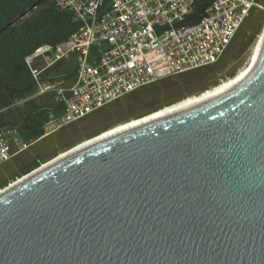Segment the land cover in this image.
Here are the masks:
<instances>
[{
    "label": "water",
    "instance_id": "water-1",
    "mask_svg": "<svg viewBox=\"0 0 264 264\" xmlns=\"http://www.w3.org/2000/svg\"><path fill=\"white\" fill-rule=\"evenodd\" d=\"M262 36L257 62L226 92L57 160L1 197L0 264H264Z\"/></svg>",
    "mask_w": 264,
    "mask_h": 264
},
{
    "label": "built area",
    "instance_id": "built-area-1",
    "mask_svg": "<svg viewBox=\"0 0 264 264\" xmlns=\"http://www.w3.org/2000/svg\"><path fill=\"white\" fill-rule=\"evenodd\" d=\"M197 1L54 0L82 28L55 47L37 48L25 60L37 81L62 59H77L72 86L38 87V96L52 92L61 109L59 115L48 113L43 136L161 80L217 64L254 8L263 9L259 0H211L199 21L188 23ZM29 146L17 128L0 126V166Z\"/></svg>",
    "mask_w": 264,
    "mask_h": 264
},
{
    "label": "trees",
    "instance_id": "trees-1",
    "mask_svg": "<svg viewBox=\"0 0 264 264\" xmlns=\"http://www.w3.org/2000/svg\"><path fill=\"white\" fill-rule=\"evenodd\" d=\"M210 2L211 0L197 1L192 14L188 18V23L199 21ZM259 3L264 8V0H259ZM35 4H37L36 7L26 16L2 31L3 28L31 9ZM256 9L254 8L250 16L254 14ZM263 24L264 12H261L255 28L250 31V35L241 34V28L231 45L233 46V44L237 43L239 50L249 47L260 35ZM81 28L82 24L76 22L69 12L60 9L54 0H0V126L17 128L22 140L28 143L43 137V125L48 113L52 112L55 115H59L61 109L54 100L53 93L49 94L50 99L48 101L40 100L41 96L36 97L35 94L38 91V87L43 84L56 85L63 81L73 83L76 78L77 59L69 62V64L66 62V58L62 59L43 70L39 74L37 81L33 78L25 60L37 48L43 45L55 47L57 44L68 40L72 34ZM101 53L102 50L97 51L96 56ZM89 61L94 62L95 55L90 57ZM35 67L41 68L37 65ZM204 70L189 72L175 79H178L177 83L180 85L201 83V78L207 72ZM235 73V71H231L228 74V78L234 77ZM215 85L213 84V86ZM142 90L144 88L128 96L140 95L143 93ZM111 110L112 108L109 105L100 111L103 115L106 112L110 113ZM156 110H160V108L148 110L140 116ZM107 128L108 126L104 130ZM44 162L39 157L32 158L30 163L18 159L17 165L20 166L16 170L17 173L15 174L17 175L13 174L12 177L20 178L38 168ZM8 184L9 181L4 179L0 182V189Z\"/></svg>",
    "mask_w": 264,
    "mask_h": 264
},
{
    "label": "rangeland",
    "instance_id": "rangeland-1",
    "mask_svg": "<svg viewBox=\"0 0 264 264\" xmlns=\"http://www.w3.org/2000/svg\"><path fill=\"white\" fill-rule=\"evenodd\" d=\"M261 12H264V8L256 9V11H254V14L250 16L242 26L241 34L244 33L250 35V31L255 28L256 22L261 16ZM259 34L256 41L245 49L239 50L237 48V43L233 44V46L230 45L223 58L217 64L205 68L204 71L207 72H204L205 75L201 78V83H186L180 85L177 83L178 79H175L176 77L166 78L158 82L159 85L156 83L152 85V87L149 86L144 88V90H142L143 93L140 95L128 96L119 102L111 104L110 108H112V110L110 113L106 112V114L102 115L100 111L99 113L93 114L60 131H56L52 134L43 136L36 141L30 142V146L25 151L14 156L10 161L0 166V182L7 179L9 184H15L14 182L19 179V177H12L13 174L17 173L16 170L20 166L17 165L18 159L30 163L32 158L39 157L41 161L43 160L47 162L55 157L54 155L61 154L101 133L112 128V130H114L130 121L138 120L158 111L156 110L140 116L148 110L159 108L161 110L164 107H169L184 99L198 96L199 94L226 82L231 79L228 78V74L231 71H235L236 73L234 76H236L241 70L249 67L251 61L254 59L255 49L262 31ZM213 67L215 68L213 69ZM68 83L72 82L63 81L61 82V85H66ZM213 84L216 85L213 86ZM48 93L51 94L50 91ZM107 126L108 128L104 130ZM1 190L2 189H0V191Z\"/></svg>",
    "mask_w": 264,
    "mask_h": 264
},
{
    "label": "bare ground",
    "instance_id": "bare-ground-1",
    "mask_svg": "<svg viewBox=\"0 0 264 264\" xmlns=\"http://www.w3.org/2000/svg\"><path fill=\"white\" fill-rule=\"evenodd\" d=\"M263 44V36L261 34L258 44L256 46L255 49V56L253 61L256 63L259 55L261 53V47ZM252 62V61H251ZM254 63V64H255ZM253 64V65H254ZM250 71L248 70V68H245L243 70H241L236 76H234L233 78L227 80L226 82H223L222 84L207 90L201 94H199L198 96H192L190 98L184 99L174 105H171L169 107H164L161 110H158L157 112L152 113L149 116L143 117L141 119L135 120V121H130L127 124L118 127L114 130L110 129L108 131H106L105 133H103L102 135H100L99 137L95 138V139H91L87 141L82 142L80 145L78 144V146L75 149H72L71 151H69L68 153H65L63 155H61L58 159L52 161L51 163H47V165H44L40 170H38L37 172L33 173V175H31V177H26L22 180H19L17 183L15 184H10V187L8 189L5 190H1L0 191V198L3 197L4 195H6L8 192H10L13 189L18 188L19 186H21L22 184H24L27 180H29L30 178H33L36 175H39L41 172L47 170L48 168H50L51 166H53V164L56 163L57 160H62V158H66L69 155H73L76 154L78 152H82V151H86L92 148H95L96 146H99L103 143H106L107 141H110L113 138H116L118 136H121L125 133L131 132L133 130H136L138 128L144 127L146 125L152 124L154 122H157L159 120L165 119L167 117H170L172 115L178 114L180 112H183L191 107H194L200 103H203L211 98H214L224 92H226L228 89H230L231 87H233L235 84H237L242 78H244ZM115 128V127H114Z\"/></svg>",
    "mask_w": 264,
    "mask_h": 264
},
{
    "label": "crops",
    "instance_id": "crops-1",
    "mask_svg": "<svg viewBox=\"0 0 264 264\" xmlns=\"http://www.w3.org/2000/svg\"><path fill=\"white\" fill-rule=\"evenodd\" d=\"M75 59H76V56L75 55H70V56H68L66 58V62L69 64V62H72ZM74 82L73 83H68V84L63 85V86H66V87L72 86L74 84ZM59 84H61V83H59ZM49 99H50V96H49V93L48 92H46L45 94L41 95V97H40V100H42V101H48Z\"/></svg>",
    "mask_w": 264,
    "mask_h": 264
},
{
    "label": "clouds",
    "instance_id": "clouds-1",
    "mask_svg": "<svg viewBox=\"0 0 264 264\" xmlns=\"http://www.w3.org/2000/svg\"><path fill=\"white\" fill-rule=\"evenodd\" d=\"M37 66L41 67V64H37ZM40 69V68H39ZM59 84V83H58ZM52 93V92H51ZM35 96H38L37 94H35ZM41 96V95H40Z\"/></svg>",
    "mask_w": 264,
    "mask_h": 264
}]
</instances>
